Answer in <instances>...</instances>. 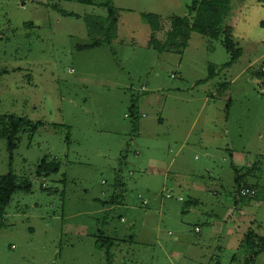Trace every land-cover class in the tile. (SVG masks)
Segmentation results:
<instances>
[{"label": "rangeland", "instance_id": "374dc122", "mask_svg": "<svg viewBox=\"0 0 264 264\" xmlns=\"http://www.w3.org/2000/svg\"><path fill=\"white\" fill-rule=\"evenodd\" d=\"M192 1L0 0V120L29 123L11 153L0 137V176L29 186L5 208L0 264H248L236 226L264 223V198L242 202L234 179L264 177V8L229 1L225 66L221 38L165 44Z\"/></svg>", "mask_w": 264, "mask_h": 264}, {"label": "trees", "instance_id": "16d2710c", "mask_svg": "<svg viewBox=\"0 0 264 264\" xmlns=\"http://www.w3.org/2000/svg\"><path fill=\"white\" fill-rule=\"evenodd\" d=\"M229 1L230 0H193L192 3L188 6V16L187 17H174L170 22V29L166 32V41L165 44L171 49H177L178 47H186L189 35L191 33H197L204 37H207L212 40L222 39V43L227 51L231 53V61L226 63L225 66H229L233 60L239 54L238 50H233V41H232V33L233 29L230 24L224 23L225 17L229 12ZM243 1V0H240ZM259 5L264 8V0H257ZM105 8H107L106 4H103ZM144 18L150 24L151 34L149 36L148 43L149 45L157 49L158 44L155 39L154 33L160 31L162 28L159 26L157 19L152 15H145ZM117 17L115 12L107 8V20L103 22L106 24V27L103 26L104 23L101 24V32L112 33L116 31L117 27ZM261 26L264 27V21H262ZM95 43L93 45H97ZM85 47V46H84ZM80 46L79 48H84ZM5 71L0 72L4 74ZM2 128L0 129V137L4 138L7 142V148L12 152L14 149V140L17 133L21 128L27 127L29 124L27 121L15 118L13 116H9L6 118H2L0 120ZM41 125V123H37L36 125H31L30 130L36 129L37 126ZM29 126V125H28ZM12 155L9 156V163L11 165ZM46 167V168H45ZM257 167V166H256ZM47 169L50 172L58 171V164H52L46 166L45 160L41 161V165L39 170ZM258 168V167H257ZM253 171V170H251ZM235 186L236 192L239 197L249 199H260L262 196H259L258 193L255 192L252 196H241L239 194L242 188H248L245 185H241L243 183V177L248 174H238L237 170H235ZM29 186H21L19 184L18 178L14 173L9 171L7 174L0 176V227L2 225V217L5 211L6 206L9 204L12 195L20 190V189H28ZM253 190V189H252ZM112 203V202H110ZM244 244L248 248L246 254V263L255 264V258L257 255L264 249V237L258 236L253 231L248 230L244 233L243 236ZM99 247H104L106 261L108 263L111 262V248L114 243L113 240L109 237H100L98 240Z\"/></svg>", "mask_w": 264, "mask_h": 264}, {"label": "crops", "instance_id": "0c3cea01", "mask_svg": "<svg viewBox=\"0 0 264 264\" xmlns=\"http://www.w3.org/2000/svg\"><path fill=\"white\" fill-rule=\"evenodd\" d=\"M240 2V1H239ZM242 2V1H241ZM149 36L150 34L147 35V39L149 40ZM254 164V163H253ZM257 167L256 166H252L251 170H256ZM251 170L248 169V174L249 175H245L242 179H243V183L241 184L242 186L245 185L246 187H249L251 189H253L256 193H258L259 196H262V198H264V177H260V176H255V175H251L250 172H252ZM210 180H212L210 178ZM178 188H180V185H177ZM262 190L261 193L257 192L259 190ZM216 190V189H215ZM236 196L237 192L235 193ZM238 198L243 202H248L252 199H249V197L246 198H242L239 197ZM260 198V199H262ZM264 201L261 200V203L263 204ZM243 212V210H241ZM238 226H236V230L239 229V231L237 230V232L240 233H246L248 230L253 231L255 234H257L258 236L264 237V223H260L259 226H257L256 230L253 229L252 226H248L247 228H245L246 225H241L240 223H237ZM255 264H264V249L257 255V257L255 258Z\"/></svg>", "mask_w": 264, "mask_h": 264}, {"label": "built area", "instance_id": "2783aa9c", "mask_svg": "<svg viewBox=\"0 0 264 264\" xmlns=\"http://www.w3.org/2000/svg\"><path fill=\"white\" fill-rule=\"evenodd\" d=\"M263 73H264V71H263ZM239 194H240L241 196H247V195L252 196V195L255 194V191L252 190V189H248V188H245V189L242 188V189L240 190ZM166 198H171V196L166 195ZM177 200H178V201H182V198L179 197ZM144 204H146V203L144 202ZM196 231L198 232V229H196Z\"/></svg>", "mask_w": 264, "mask_h": 264}]
</instances>
